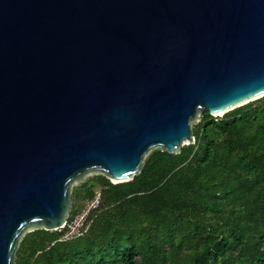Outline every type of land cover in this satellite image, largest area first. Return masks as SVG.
<instances>
[{
    "label": "water",
    "instance_id": "95a60500",
    "mask_svg": "<svg viewBox=\"0 0 264 264\" xmlns=\"http://www.w3.org/2000/svg\"><path fill=\"white\" fill-rule=\"evenodd\" d=\"M264 97V0H0V264L73 184L129 182Z\"/></svg>",
    "mask_w": 264,
    "mask_h": 264
},
{
    "label": "trees",
    "instance_id": "16d2710c",
    "mask_svg": "<svg viewBox=\"0 0 264 264\" xmlns=\"http://www.w3.org/2000/svg\"><path fill=\"white\" fill-rule=\"evenodd\" d=\"M191 130L194 144L152 150L129 182L73 188L68 220L100 195L85 230L26 233L15 264H264V97Z\"/></svg>",
    "mask_w": 264,
    "mask_h": 264
},
{
    "label": "built area",
    "instance_id": "2783aa9c",
    "mask_svg": "<svg viewBox=\"0 0 264 264\" xmlns=\"http://www.w3.org/2000/svg\"><path fill=\"white\" fill-rule=\"evenodd\" d=\"M99 204L100 195L97 192L91 200L85 203L84 208L79 214H77L72 220L67 219L66 223L62 226V228L58 230H64V234L61 240H70L80 236L81 233L85 230V225L89 215L95 210H97Z\"/></svg>",
    "mask_w": 264,
    "mask_h": 264
},
{
    "label": "rangeland",
    "instance_id": "374dc122",
    "mask_svg": "<svg viewBox=\"0 0 264 264\" xmlns=\"http://www.w3.org/2000/svg\"><path fill=\"white\" fill-rule=\"evenodd\" d=\"M222 116H223V115H219V116H216V117L220 118V117H222ZM199 120H200V117H198L195 121H193V122L191 123V127H192L194 124H196ZM95 175H98V174H97V173H90V174L85 175V177H84V181L87 180L88 178L92 177V176H95ZM76 186H78V183L73 184L72 189L75 188ZM72 189H71V190H72Z\"/></svg>",
    "mask_w": 264,
    "mask_h": 264
},
{
    "label": "bare ground",
    "instance_id": "6f19581e",
    "mask_svg": "<svg viewBox=\"0 0 264 264\" xmlns=\"http://www.w3.org/2000/svg\"><path fill=\"white\" fill-rule=\"evenodd\" d=\"M219 115H221V113Z\"/></svg>",
    "mask_w": 264,
    "mask_h": 264
}]
</instances>
